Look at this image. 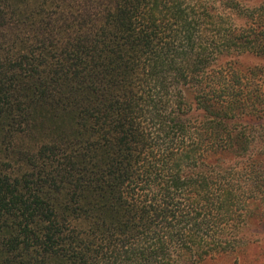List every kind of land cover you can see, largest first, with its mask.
Returning <instances> with one entry per match:
<instances>
[{
	"label": "trees",
	"instance_id": "obj_1",
	"mask_svg": "<svg viewBox=\"0 0 264 264\" xmlns=\"http://www.w3.org/2000/svg\"><path fill=\"white\" fill-rule=\"evenodd\" d=\"M264 0H0V264H264Z\"/></svg>",
	"mask_w": 264,
	"mask_h": 264
},
{
	"label": "rangeland",
	"instance_id": "obj_2",
	"mask_svg": "<svg viewBox=\"0 0 264 264\" xmlns=\"http://www.w3.org/2000/svg\"><path fill=\"white\" fill-rule=\"evenodd\" d=\"M245 64L247 65H250V66H254V65H264V61L259 59V58H255V57H247L245 58V61H244ZM253 264H261V262L254 259V261L252 262ZM218 264H235L234 263V259L232 260H227V261H223L221 263H218Z\"/></svg>",
	"mask_w": 264,
	"mask_h": 264
}]
</instances>
